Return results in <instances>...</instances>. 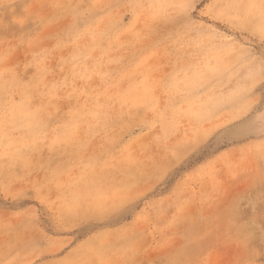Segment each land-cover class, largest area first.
<instances>
[{"label": "rangeland", "instance_id": "1", "mask_svg": "<svg viewBox=\"0 0 264 264\" xmlns=\"http://www.w3.org/2000/svg\"><path fill=\"white\" fill-rule=\"evenodd\" d=\"M0 264H264V0H0Z\"/></svg>", "mask_w": 264, "mask_h": 264}, {"label": "bare ground", "instance_id": "2", "mask_svg": "<svg viewBox=\"0 0 264 264\" xmlns=\"http://www.w3.org/2000/svg\"><path fill=\"white\" fill-rule=\"evenodd\" d=\"M218 95V94H217ZM222 97V96H221ZM223 99V98H222Z\"/></svg>", "mask_w": 264, "mask_h": 264}]
</instances>
